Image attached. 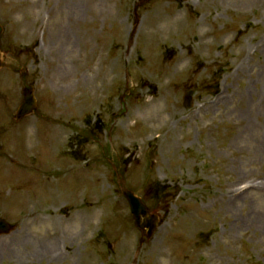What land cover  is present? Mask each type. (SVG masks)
<instances>
[{
	"label": "rangeland",
	"instance_id": "374dc122",
	"mask_svg": "<svg viewBox=\"0 0 264 264\" xmlns=\"http://www.w3.org/2000/svg\"><path fill=\"white\" fill-rule=\"evenodd\" d=\"M50 1L0 0V264H264V0Z\"/></svg>",
	"mask_w": 264,
	"mask_h": 264
},
{
	"label": "water",
	"instance_id": "95a60500",
	"mask_svg": "<svg viewBox=\"0 0 264 264\" xmlns=\"http://www.w3.org/2000/svg\"><path fill=\"white\" fill-rule=\"evenodd\" d=\"M32 104H33V100H31L30 97L28 95H26L25 102L20 106L16 117L19 118L23 114L29 112L31 107H32ZM124 194L129 201L130 208H131V210H132V212L136 218V221L138 222L139 225H141V226L144 225V224L140 223V215H145V213H146L144 206L140 203L139 199H137L130 192L124 191ZM0 226L3 228L6 227V225L3 222H0ZM154 226H155L154 221H149L147 223V227H148V231L146 233L147 236H149L151 234V232L154 229Z\"/></svg>",
	"mask_w": 264,
	"mask_h": 264
},
{
	"label": "bare ground",
	"instance_id": "6f19581e",
	"mask_svg": "<svg viewBox=\"0 0 264 264\" xmlns=\"http://www.w3.org/2000/svg\"><path fill=\"white\" fill-rule=\"evenodd\" d=\"M10 242H6L3 244V250H8L7 248L10 247L12 244ZM25 246L30 248V256H32L33 258H36L39 255H44L45 253H48V245L45 243H39V244L25 243ZM16 257L21 258V256L19 255H17Z\"/></svg>",
	"mask_w": 264,
	"mask_h": 264
}]
</instances>
